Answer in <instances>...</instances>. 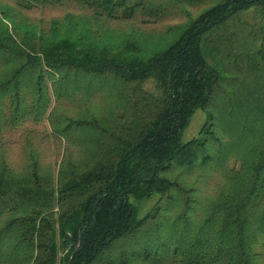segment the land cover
<instances>
[{"label": "trees", "instance_id": "1", "mask_svg": "<svg viewBox=\"0 0 264 264\" xmlns=\"http://www.w3.org/2000/svg\"><path fill=\"white\" fill-rule=\"evenodd\" d=\"M0 264H264V0H0Z\"/></svg>", "mask_w": 264, "mask_h": 264}, {"label": "rangeland", "instance_id": "2", "mask_svg": "<svg viewBox=\"0 0 264 264\" xmlns=\"http://www.w3.org/2000/svg\"><path fill=\"white\" fill-rule=\"evenodd\" d=\"M67 9L68 8L62 7V8H58L54 10H48V11H45L44 13L41 11L39 12L33 11L29 13L28 15L33 18H41V17L51 18V16H57V15L62 14ZM68 10H72V9H68ZM168 21H170V23H178V22L184 21V19L175 18L173 20H168ZM164 23L157 25V26H152V29L159 30L165 25L170 24V23H167V24H164ZM145 87L148 90H153V84L151 82H148L145 85ZM203 120H204V116L201 113V111L198 110L194 114L191 123L189 124V126L186 128V130L184 131L182 135L183 142L196 136L197 130L202 124ZM42 128H44V125H41L38 127H33V125H31V128H30L31 132L29 135L32 141L36 139L41 144L40 148L41 150L43 149L42 166L44 167V169L48 170L49 172H55L59 168L62 157L65 156V153H64L65 146L61 142H58V141L54 142V139L52 138L49 139L47 136L45 137L43 135ZM12 142L13 143H11V140H10V143L8 146L9 161L15 169L20 171L21 166H23V159L21 156L22 149L20 148L21 143L16 142L15 140H12ZM221 184H222V177H221V174L218 173L216 177H214L213 179L209 181L205 192L207 194H211L215 192V190L218 188V186L220 187ZM154 202H155L154 200H151V201H147L144 204H142L141 206L142 212L143 213L147 212L151 208V206L154 204Z\"/></svg>", "mask_w": 264, "mask_h": 264}]
</instances>
